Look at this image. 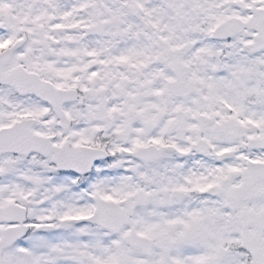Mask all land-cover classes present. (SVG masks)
<instances>
[{
    "label": "snow or ice",
    "instance_id": "snow-or-ice-1",
    "mask_svg": "<svg viewBox=\"0 0 264 264\" xmlns=\"http://www.w3.org/2000/svg\"><path fill=\"white\" fill-rule=\"evenodd\" d=\"M0 264H264V0H0Z\"/></svg>",
    "mask_w": 264,
    "mask_h": 264
}]
</instances>
